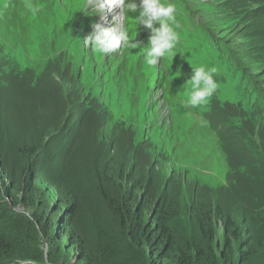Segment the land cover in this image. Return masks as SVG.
Here are the masks:
<instances>
[{"label":"rangeland","instance_id":"rangeland-1","mask_svg":"<svg viewBox=\"0 0 264 264\" xmlns=\"http://www.w3.org/2000/svg\"><path fill=\"white\" fill-rule=\"evenodd\" d=\"M175 1L179 43L148 67L142 48L150 31L135 22L138 14L116 8L119 20L107 10L89 15L87 0H0V198L15 201L24 179V196L34 204L17 210L32 212L22 243L47 263L109 264L119 218L107 201L129 194L135 210L145 207L141 217L152 235L153 217H165L185 248L207 243L199 220L211 213L219 254L232 217L264 264V91L205 31L193 11L199 0H167ZM28 3L40 10L33 15ZM116 22L140 47L103 55L85 43L93 24ZM254 23L264 36V13ZM188 66L216 67L214 79L237 107L212 119L204 104L196 112L184 108L191 73L180 71ZM232 116L252 135L249 149L230 133ZM169 205L175 209L166 217ZM162 248L136 244L133 264H148L140 250L151 264H175Z\"/></svg>","mask_w":264,"mask_h":264},{"label":"trees","instance_id":"trees-1","mask_svg":"<svg viewBox=\"0 0 264 264\" xmlns=\"http://www.w3.org/2000/svg\"><path fill=\"white\" fill-rule=\"evenodd\" d=\"M175 2L177 5L179 4L177 1ZM199 4L195 6L193 11L203 21L205 31L211 34L217 42L230 49L239 68L246 72L249 80H253L264 91V48L261 46L264 36L260 34L262 30L260 26L254 23V17L264 13L263 1L199 0ZM255 4L261 7H255ZM239 51H243V53L241 54ZM245 54L246 56H244ZM164 66L167 71H170L166 62ZM192 68L195 67L188 66L182 68L180 72L187 71L191 73ZM160 82H163V79H160ZM217 84L218 92L212 95L202 109L204 117L208 119H212L217 111L228 107H237L234 96L231 93L228 94L233 101L232 104L228 95L222 91L220 83ZM193 112H196V110ZM229 122L232 136L243 142L246 148L249 149L254 144L252 135L245 132L247 128L240 117L232 116ZM238 140L235 141L238 142ZM261 157V161L264 162V153ZM24 186V179L22 188L16 185V188H21L18 198L15 196V191L9 197L10 199L16 197L15 201L9 203L7 199L0 198V264H55L52 260L49 263L46 260L43 261L41 256L34 255L23 246L22 240L26 233H30L28 228L31 229L33 225L32 212H30L31 215L30 213L27 215L25 210H21V212L17 210H20L19 207L31 208L34 204L33 197L27 200V197L24 196ZM119 196L120 198L114 196L115 199L107 201L119 218V221L117 220L119 224L117 240L115 244L111 240L110 247L106 250L109 264H121L122 259L124 261L132 260L133 262H129L130 264L137 262L139 256L132 259L134 258V252L130 251L131 248L136 247V244L154 249L162 246L163 257L169 259L171 254L174 253L175 264H210V258L215 259V264H257L251 240H243L244 230L237 226L232 217L225 221L227 222V235L231 238L220 249V253L216 254L213 248L214 229L212 224L214 217L211 213H204L203 221L199 220V224L202 226V237L207 243H204V246L196 244L185 248V246L182 247L179 244L181 240L177 239L176 233L166 228L165 217L160 220L159 215L153 217L152 220L158 222L154 226L155 231L158 233V236L155 237L156 234L152 235L150 233V225L145 224L142 220L141 216H143L145 207L139 205L138 210H135V206L132 205V198L128 197L129 194ZM174 209L171 205L165 206L164 211L166 210L167 213L165 216L173 215ZM254 214L255 216L259 215V213ZM261 214L264 215V213ZM205 224L209 225L211 231L207 230L208 226L205 227ZM12 237L17 239L20 237L21 239L18 240L19 242H13ZM253 240L255 242V239ZM258 241L261 242L260 239ZM235 242L243 245L240 251H236ZM244 246L248 248V251L244 250ZM236 252H238V255L235 258L234 254ZM140 253L148 264H151L141 250ZM83 259H86L85 256ZM101 264H105V261L103 260Z\"/></svg>","mask_w":264,"mask_h":264},{"label":"clouds","instance_id":"clouds-1","mask_svg":"<svg viewBox=\"0 0 264 264\" xmlns=\"http://www.w3.org/2000/svg\"><path fill=\"white\" fill-rule=\"evenodd\" d=\"M27 8L35 15L39 6L32 3L27 4ZM120 8L125 15L138 14L135 22L150 31L148 47L142 48L143 62L148 67H154L161 58L171 55L180 40V35L176 31V5L171 2H161V0H87L86 9L89 15L102 16L104 11ZM158 24V26H156ZM86 44L103 55L117 52L119 49H135L140 47L129 37L128 30L118 22L111 27H105L101 23L92 25L91 33L84 40ZM192 74L187 80V99L183 101L184 108H197L206 104L216 92L218 84L214 79L217 73L216 67L192 68ZM203 123V121H201Z\"/></svg>","mask_w":264,"mask_h":264},{"label":"bare ground","instance_id":"bare-ground-1","mask_svg":"<svg viewBox=\"0 0 264 264\" xmlns=\"http://www.w3.org/2000/svg\"><path fill=\"white\" fill-rule=\"evenodd\" d=\"M175 5H177V3L175 4ZM114 14H115V17H117V15H118V12L116 11V8L115 9H113V11H112ZM111 14V13H110ZM116 20H119V17H117L116 18ZM193 110L195 111L196 110V108H193Z\"/></svg>","mask_w":264,"mask_h":264}]
</instances>
